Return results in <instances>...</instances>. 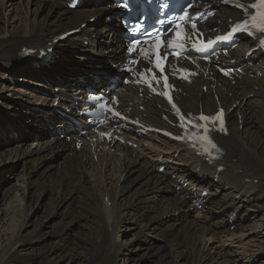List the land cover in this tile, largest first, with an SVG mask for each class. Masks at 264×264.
Returning <instances> with one entry per match:
<instances>
[{
    "label": "bare ground",
    "instance_id": "1",
    "mask_svg": "<svg viewBox=\"0 0 264 264\" xmlns=\"http://www.w3.org/2000/svg\"><path fill=\"white\" fill-rule=\"evenodd\" d=\"M4 1L0 0L1 17L4 16ZM13 1H16L19 7L22 2L26 1L22 8L26 12L29 7H34V19L29 20L26 14L19 17L20 25L18 27L21 26L20 30H16L15 28L18 27L15 26L10 28L4 22L0 25V83L6 84L9 88L18 86V81L23 78L19 74L20 72L26 74V70L22 71L23 67L21 66H25L24 60H22L24 47L36 49L50 47V42L59 33L76 28L86 21V19L81 20L82 18L93 13L95 16L104 14L109 10V7H113L107 0H101L95 10L80 11L77 9L75 11L79 12L76 13L66 9L62 0H11L8 2L9 5ZM46 1L54 6L47 5ZM227 17H229L227 11L219 13L220 28L225 29ZM58 24H68L70 28L54 34L39 31L26 35L18 40L11 49L14 53H11L8 48L9 44L24 33L51 30V26ZM101 28V30H97L96 27L91 26L80 29L74 36L69 37V41L76 45L65 44L64 46L71 50L81 47L80 50L83 52L94 51L97 48L98 52L102 54L108 46L104 59L116 63L121 56L123 43L114 30L109 31L108 25H103ZM96 33L102 35L100 41L102 43L99 46H96L97 41L91 38V35ZM104 33H109L107 38L104 37ZM83 41H87L88 45L82 46L81 42ZM254 46L255 43L251 41L241 44L232 52V59H236L237 62L245 61L246 53ZM58 52H64V48L60 47ZM20 60L21 65H19ZM249 61L250 63L243 68L245 76H240L235 86L219 77L213 67H211L213 74L201 75L193 85H179L182 92L178 94V101L185 111L198 113L200 109H203L213 113L218 104L230 111L234 104H239L237 109L229 112L228 135L219 137V143L225 154L220 161L214 164L203 161L185 145L174 143L154 134L137 133L131 127H126L119 133L125 139V143L116 140L91 142L81 137L83 146L80 151H77L73 145L74 141L61 140L60 135L57 134L71 128L58 117H55L57 124L52 130L51 138H48L44 144L33 141L32 145L26 148L23 146L22 150H19L20 146L7 150L6 144L13 141L10 139L1 141L0 163L9 159H18L22 162L23 170L19 173V179L17 178L19 184L17 183L16 189L17 192L21 191L16 196L22 203L20 207L16 206L22 210L24 220L29 217L32 209L27 194L31 187H35L39 192L38 196L46 190L54 195L55 210L67 198L81 197L80 213L69 214L67 212L66 215L75 219L84 217L87 224H82V226L86 228L87 232L81 231L77 235L79 239H69L68 235L63 233L66 227L58 228L57 232L51 233L57 240L53 245H60L61 252L74 253V256L78 258L77 264H114L120 254L126 253L128 250H135L129 244L125 247L117 244L116 240L119 236L117 229L121 222L123 224L124 219L129 222L126 224L128 230L135 223L136 226H141L140 232H137L138 234L135 232L138 236L144 235L143 230L145 229L149 231L159 229L158 235L162 237V244H160V248H155L154 254H158L159 259L157 264H178L179 262L175 258L177 255L185 259V264H264V257L263 262L257 263L258 254L264 250V239L255 238L262 232L256 233L257 231L238 225L242 224L244 216L239 217L240 210L247 206L262 210L261 220L264 222V203H261V200L264 199V55L255 52ZM255 73L258 76L249 78L250 74ZM32 77L31 82L24 79L28 82H26L27 86L25 83L23 84L24 88L43 87V84L46 83L44 77L35 75ZM204 85L208 88L206 94L201 89V86ZM9 88L0 89V93L6 92L7 100L19 99L29 104H46L44 97L41 98L42 96L30 95V99L25 101L23 96L17 92V88L15 90ZM25 91L28 94L27 90ZM51 92L52 94L45 97L48 99V104L58 99L63 102L62 109H70L72 112L78 102L86 97L79 86L67 87L56 84ZM115 92L121 96V107L129 116L149 124L166 126L162 115L168 113L166 112L167 107L162 101L141 98L131 87L123 89L117 85ZM249 93L257 96V100L251 104H243L242 102ZM26 94L24 92L25 97H27ZM0 104L3 105L4 102L1 101ZM141 106L145 107L143 111L140 110ZM5 107V109H9L6 104ZM20 110L27 113V109L24 107H20ZM31 115L32 117L24 118L32 125L30 139L31 136L33 138L48 136V132L46 133L42 129H47L46 127L54 117L39 118L37 114L38 117L34 113ZM75 119L78 120V118ZM94 137L92 134L91 139ZM25 140L22 138L19 141L23 144ZM129 141L137 143L138 148L129 147L127 144ZM59 149L62 151L66 149V151L64 152L63 167L56 169L57 166L54 163H47L44 159ZM95 157L97 166L94 164ZM160 162L165 165L169 163L166 165L165 174H159L157 171L160 166H163ZM219 166H223L224 169L218 171ZM72 169L73 172H71ZM34 171L35 174L32 173ZM133 172L135 175L129 180L128 176ZM172 175H174V179H172ZM33 177H35L34 181ZM184 177L190 179L192 190L176 188V180ZM210 178H217L218 183L215 184ZM109 181H112L113 188L107 187ZM204 191H208L205 196L202 195ZM198 204L202 205L201 209H198ZM7 206V212L14 213L13 211L16 209L10 210V203ZM126 206L135 208L133 212L135 218H131L133 224L130 223L131 220L128 221V218H125ZM184 208L183 221L164 220L165 217L176 214ZM201 215L202 217H200ZM231 225H235L236 230L241 231L239 236L230 230ZM262 227H264V223L256 222L255 226L251 228L262 230ZM21 228L10 238L5 237V234H1L0 231V264H58L52 262L57 254V252L54 254L57 249L54 246L42 252L39 256L40 263H37L39 261L37 256L24 255L21 257L18 251L21 245L26 242H39L45 235L38 229H34V232L25 236V232L20 234ZM250 232L255 235H249ZM222 236L229 242L236 238L241 248L231 249L226 246L221 239ZM213 239L218 244L211 243ZM246 245L249 247L258 246L253 249L245 247ZM146 248L148 252L152 249L151 247ZM162 250H166L167 253H159Z\"/></svg>",
    "mask_w": 264,
    "mask_h": 264
},
{
    "label": "rangeland",
    "instance_id": "2",
    "mask_svg": "<svg viewBox=\"0 0 264 264\" xmlns=\"http://www.w3.org/2000/svg\"><path fill=\"white\" fill-rule=\"evenodd\" d=\"M5 1H4L5 7L3 9V14L6 17L3 18L4 16H2V17L0 16V25L3 24L2 22H4V23H7V25H9L8 27H10V28H12L13 26L18 27L20 25L19 17L24 16L25 14L28 15L29 20L34 19V7H31V8L29 7V9H27V12L24 9H22L24 7V4L26 3V1L22 2L20 7L17 5L18 3L16 1H13L12 4H10V5L8 2L11 0H7V2H5ZM45 3L47 5L54 6L53 4H50L47 1ZM89 3L91 4V6L90 7H83V9L95 10L97 8V2L95 0H88L85 3V5L89 4ZM11 5H13V6H11ZM12 7H14L16 10L13 9ZM73 12L77 13L79 11H73ZM69 13H72V12H69ZM0 15H1V13H0ZM92 16H95L94 13L82 18L81 20H85L86 18H90ZM95 18L96 19L94 20V22L86 25L85 27H91L92 26L94 28L96 27L97 30L98 29L101 30L102 29L101 27H103V25L109 26V22H107L106 19H104L103 14H98L95 16ZM85 27H83V28H85ZM20 28H21V26L18 28H15V29L20 30ZM50 28H51V30L45 29V30L32 31L30 33L29 32L24 33L17 40H15L11 44H9L8 48L11 51V49H13V47L17 43V41L26 35L35 34L36 32H39V31H43V32H46L48 34H54L60 30L70 28V25L58 24L55 26H51ZM75 34L73 33V34L65 37L63 40L60 41L61 43L57 42V45H59V46H60V44L61 45H65V44L66 45H72V44L76 45L75 43H72V41H69V37L74 36ZM96 34H98V33H96ZM108 35H109V33H104L105 38H107ZM101 37H102V35L99 33L97 37H96V35H93L92 39H96V40L98 39L99 41H101ZM99 41L97 42L96 46H99L100 45L99 43H102ZM81 45L86 46L87 43H81ZM80 48L81 47L74 48L73 49L74 53L70 54L66 50H64V52L59 53L58 52L59 49L57 50V47L56 48L54 47L52 50L53 58L51 59V61H49L46 64H43L42 66L32 65V62L30 60H28L26 58H22V60H24L25 66L21 65V60L19 61V65H21L23 67L22 71L26 70V74H23L21 72L19 73L21 76H23V78H21L18 81L19 82L18 86L9 88V87H7L6 84L0 83V89H4L6 87L9 89L15 90L17 88V90H18L17 92L23 96L22 98H24L25 101L30 99V97H29L30 95L35 94L36 96H42L41 98L44 97L43 99L45 100V103H46L45 105H43V103H41V104H29V103L24 102V101L19 100V99H15V102L13 103L12 100L11 101L9 99L7 100L6 92L0 93V103H1V101L4 102L3 105L0 104V133H1L0 134V142L1 141H7L8 139L13 141L10 143V144H12L11 146H9L10 144H6L7 147H5V148L7 150L8 149H14V148L19 147V146H20L19 150H22V149L28 147L29 145H32L33 141H35L36 143L40 142L41 144H42V142L44 144V142L46 143L48 141L47 136L45 138H43V137L42 138L41 137L33 138L31 136V139H30L32 125L30 122H26L27 120L24 118H27L30 116L32 117V115L30 113H26V112L21 111L20 106H22V105L25 107L29 106L30 111L32 113H34V115H36L35 111H38L40 113H43L45 116L46 115L50 116L51 113H53V112L55 113L56 110L60 109L62 106V104H59L56 107L48 105V102H47L48 99L45 97L48 95V93H50V90L52 89V87H51L52 83L58 81V82L62 83L63 85H67L69 87H72L75 85H79L82 87V86L87 85L91 82V80L87 79L86 75L92 69L94 64H97L100 62L104 63L103 62L104 54L99 53L97 49L94 51L83 52L82 50H80ZM69 49H71V48H69ZM11 53H14L13 50L11 51ZM104 64L108 65L109 63H104ZM34 75L44 77L46 83L43 84V87H38V88H32V87L26 88L25 87L24 88L23 84L25 83V86H27L28 85L27 83L30 80H32V78H33L32 76H34ZM76 76H83V80H81V81L76 80L75 79ZM24 79L27 80L28 82L24 81ZM25 90H27L28 94H26ZM24 92L27 95V97L24 96ZM12 98H14V97H12ZM256 98L257 97H255L253 94H249L248 97H246L242 103L243 104H251L253 101L256 100ZM5 102H8V103H5ZM5 104L7 105V108H9V109H5L6 108ZM237 107H239L238 103H236L233 106L231 111H233L234 109H237ZM224 109L226 110V108H224ZM203 113H206V112H203ZM35 119H37V118H35ZM13 128H17V129L15 130ZM22 138L26 139L23 144L21 143V141H19ZM62 140H65V139H62ZM23 146H24V148H22ZM40 146H43V145H40ZM65 151H66V149L64 151L59 149V150L55 151L54 153H52V155L50 154L49 156H47L46 157L47 159H44V161L47 163H54L57 166L56 169H61L63 167V163H64V152ZM94 159H95L94 164H95V166H97L98 165V163L96 161L97 158H94ZM22 170H23L22 162H21V160H18V159H13V160L9 159L3 163H0V231H1V234H5V237L10 238L11 235L16 234L18 232L19 228L22 227L20 230V234L25 232V236H27V235H29V233L34 232V229H38L39 232H43V233H45V235L42 236V238L39 242H36V241L34 243L26 242L25 244L21 245L18 249L19 253L21 254V257H23L24 255H27L30 257L37 256V258H39V256L42 254V252L45 249L54 246V247H57V249L54 251V254L56 252H57V254H55V257L52 259V262H57L58 264H77L78 258L76 256H74V253L61 252L62 249H61L60 245H57V246L53 245L54 241H57V240H56L55 236L51 235V233L57 232L58 228L66 227L65 230L63 231V233H65V235L67 234L69 239H79V236H77V235H79L81 233V231H83L85 233L87 232L86 228H84L82 226V224H87L84 221V217H81L80 219H75L73 217L66 215L67 212L69 214L80 213L79 207L81 206V202H82L81 197L76 196V198H74V196H71V197L67 198L66 201L57 210H55L54 209V195L50 194V191L46 190L47 192L45 191L44 193H41L40 196H38L39 192L37 191V189L35 187H31L29 189L28 194H27V199L29 201H31V204H32L31 214L29 215L28 218H26L24 220V218L22 217V214H23L22 210L18 209V207L21 206L22 201L20 200L19 197L16 196L17 194L21 193V191H19L20 193L17 192L16 189H17V185L19 184V180H18L19 176H20L19 173H21ZM73 171L74 170L72 169L71 172H73ZM32 173L35 174V171ZM134 175H135L134 172L132 174H130L128 176L130 178L129 180H131L134 177ZM114 178H116L115 175H114ZM32 180L34 181L35 177H33ZM107 187L113 188L112 187V181H109V185ZM105 190H106V188H105ZM120 201L125 202L124 200H120ZM8 203H10V205H11V207H9L10 210H12V208H13V210L16 209L15 211H13L14 213H12V214L7 212V209H8L7 204ZM261 203L262 204L264 203V199L261 200ZM245 208H250V211H247L248 214L245 215V218L243 219L242 224H238V225H243L244 227H248L254 231H257L256 233H259L261 231L262 233L258 234L257 237H255V238L256 239H264V233H263L264 227H262L263 228L262 230L259 228H258L259 230L256 228L255 229L251 228V227L255 226L256 222L259 224L264 223L263 220H261L263 211L260 210L259 208L256 209L255 207H245ZM245 208H243V210H241L240 216L246 213ZM134 209L135 208H133V207L128 208V206H126V210H124V212L126 213L125 218H128V221L131 220V222H130L131 224L134 223L131 219V218H133V219L135 218V216H134L135 214L133 213ZM131 211H132V213H131ZM176 214L169 215L168 217H165L164 220L171 222L172 219H178L179 221H183L184 215H185V208L179 212H176ZM13 217H14V219H13ZM200 217H202V215ZM128 223L129 222H127V220L124 219L123 224H122V222H121V224H119L118 229H117V231H118L117 235H119V236L117 237L116 241H117V244H119V245L121 244L124 247L127 244H129V245L133 246V248H135V250H128V252L120 254L119 258H117V261L114 264H132V263L133 264H157V262L159 263L158 254L157 255L154 254L155 248H160V244H162V239H161L162 237H160V235H158L159 229L152 230V231L145 229V230H143L144 235L138 236L137 234L140 232L141 226H136V223H135V225H132V228H129V230H128V226H126V224H128ZM124 224H125V226H124ZM252 224H254V225H252ZM231 231L235 232L237 234L236 236H239L240 232H241V231H239V229L236 230L235 228L234 229L231 228ZM135 232L136 233L138 232V233L136 234ZM246 232H249V231H246ZM249 235L254 236L255 233L250 232ZM221 239L224 242V244L226 246H229L231 249L241 248L239 243H237L238 240L236 238H235V240H233L234 243L229 242V240L227 238H225L224 236H222ZM213 240H211V243L218 244L215 240L214 241ZM254 244H257V243H254ZM258 245H261V243H258ZM258 245H254V246H250V247L253 249H256ZM140 246H141V248H139ZM247 246L248 245H246L245 247H247ZM146 247H151L152 249L148 252ZM250 247L248 246V248H250ZM159 253H167V251L162 250ZM263 257H264V250H261V252L257 256V263L263 262ZM71 258H73V259L71 260ZM175 258H176V260H178V262H179L178 264H185L184 258L178 257V255ZM37 263H40V258H39V261H37Z\"/></svg>",
    "mask_w": 264,
    "mask_h": 264
},
{
    "label": "snow or ice",
    "instance_id": "3",
    "mask_svg": "<svg viewBox=\"0 0 264 264\" xmlns=\"http://www.w3.org/2000/svg\"><path fill=\"white\" fill-rule=\"evenodd\" d=\"M237 7H242L244 8L245 11H247V8L244 6V5H241V4H237ZM251 7L253 9H257V12L255 15H252L251 16V21H252V24H251V27L256 29L258 32L260 33H264V0H257V3H253L251 5ZM185 15H187L185 13ZM185 17L184 16H181L180 19H184ZM192 27L194 28L195 25L193 24ZM248 24L245 23L244 25H240L238 26V29L237 30H240V29H243L245 31H248ZM249 34H253V33H249ZM176 40L175 41H169L168 42V46L169 47H177V48H183L184 47V44H183V35L180 33V32H177L176 33ZM228 37H221L220 39H227ZM136 43H139L138 41ZM163 43V42H161ZM134 49H130V51H132ZM141 51H145V50H141ZM145 55L147 56V52L145 51ZM177 55H179V53H177ZM159 54L157 53V60L159 61ZM157 67H161V71L163 70L162 66L160 63H157ZM150 71V70H149ZM155 78V77H154ZM165 81H166V77H165ZM158 82V81H157ZM101 107L103 108L104 105H101ZM181 119H183V117H181ZM199 120L201 121H204V122H210L211 124H216L217 122H219L221 125L223 123V112L221 111L220 113H218L217 115L215 116H206V115H201L199 117ZM190 124H192L193 127H199V128H202L204 130V136L201 137L202 139H205L207 140L208 143L211 144V140L210 138L207 136V133L211 130L208 126V123H202L200 125H196L194 124L192 121H189ZM212 147H215L214 144H212Z\"/></svg>",
    "mask_w": 264,
    "mask_h": 264
}]
</instances>
